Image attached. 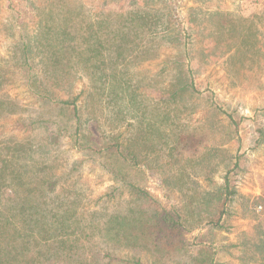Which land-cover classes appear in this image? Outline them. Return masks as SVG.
<instances>
[{"label":"rangeland","instance_id":"rangeland-1","mask_svg":"<svg viewBox=\"0 0 264 264\" xmlns=\"http://www.w3.org/2000/svg\"><path fill=\"white\" fill-rule=\"evenodd\" d=\"M71 1L82 12L71 14L77 32L75 40L66 42L68 51L75 45L81 51L87 45L97 50L89 67L105 62L108 75L115 71L118 80L129 81L149 118L154 98L175 93L178 84H195L198 92L182 95L185 106H179V118L170 123L204 135L207 151L227 140L219 150L223 152H212L207 162L226 160L210 174L212 180L197 176L198 169L192 171L187 163L180 182L185 186L180 189L169 181L163 189L161 170H150L156 165L152 150L157 137L141 125V112L136 122L127 119L125 111L116 117L109 90L97 82L105 71L94 75L78 65L76 74L55 82L47 73L52 50L38 49L46 32L37 8L26 0H0V264H178V255L157 260L152 251L129 244L136 231L132 212L139 217L151 214L154 205L134 201L127 190L113 199L108 196L118 185L98 143L113 137L139 155L146 170L143 185L158 204L180 207L191 218L212 209L209 200L202 199L222 181L224 163L241 155L244 169L236 184L240 196L229 218L233 227L229 233L216 231L214 241L237 243L255 220L264 223V144L255 147L256 130L264 128V3ZM220 11L235 17L210 16ZM257 15L260 18L254 19ZM146 16L152 17L147 24ZM128 19L134 22L129 25ZM116 23L127 28L119 29ZM219 23L226 25L225 31L218 29ZM82 62L78 58L74 64ZM75 97L77 126L72 107L61 110L59 103ZM122 102L127 104L125 98ZM227 115L238 124L235 136ZM86 137H92L93 144ZM246 199L255 210L253 220L241 216ZM195 209L204 210L192 212ZM126 221L132 229L118 227ZM222 258L240 264L225 254Z\"/></svg>","mask_w":264,"mask_h":264},{"label":"trees","instance_id":"trees-1","mask_svg":"<svg viewBox=\"0 0 264 264\" xmlns=\"http://www.w3.org/2000/svg\"><path fill=\"white\" fill-rule=\"evenodd\" d=\"M26 1L32 7L34 5L37 8L38 16L41 19L40 25L45 30L44 33L46 32L44 38L39 41L38 49H42L43 52L52 50L50 58L48 57L47 60L49 63L47 66L49 77H52L55 82L66 80L67 75L77 73L76 69H79L78 65H81L82 70L90 72V74L96 75L97 72L104 73L105 70L103 71V68L107 67L105 62L101 61L89 67L93 55L98 52L97 50H91L87 45L81 51L75 45L74 47H70V52L68 51L66 42L70 38L75 40L74 33L77 32L74 31L75 26L71 21V14H81L82 10L80 7L76 6L71 0H39V6L35 4L36 0ZM129 1L131 4L144 1L150 5L151 3H162L163 0ZM110 2L117 3L116 0H109ZM252 3H257V5L260 3L262 6L264 0H253ZM61 14L63 17H61ZM151 18V16H146L145 23L147 24ZM220 18H222L221 15ZM255 18L258 19L260 17L257 15ZM133 22L131 19H128L129 25ZM116 24L119 29L120 27L127 28L122 23ZM218 29L225 31L226 25L219 23ZM89 34H92V32ZM255 35L252 36L253 39H255ZM81 37L84 38L83 35ZM92 38H97L98 40L97 35L92 36ZM78 58H82L83 62L81 64H74V61ZM117 77L119 76L115 71L110 75L105 71L104 75H100L97 78V82L102 86L101 89L109 90L108 94L112 97V101L110 100V102L115 106L114 108H117L116 117L119 118L125 111V116L127 114L129 116L127 119L136 122V119H138L137 113L141 112L139 116L141 125L148 126L147 132L151 128L155 138L157 137V143H155L152 150L157 157L156 165L155 168L150 167V170L157 174H160L159 170H161L158 179L161 181L163 189L167 187L169 181L171 185L180 189L185 186L180 184L186 172L183 170L185 164L187 169L188 164L191 165L189 169L192 168V171L198 169V173L200 174H197V176L203 177L206 175L207 180H212L210 174L218 172L220 165L226 159L214 163L207 161L213 153H218L227 144V140L215 143L214 146L208 147L209 150L207 151L204 135L194 130L188 131L187 128L180 129V125L170 123L179 118V109L183 108L179 106H182L181 104L185 106L182 95L189 92V90L192 93H197L198 88L196 85L192 82L178 84L176 85L177 89L175 93H170L163 99L161 97L160 99L154 98L151 117L149 118L147 117V113H144L141 108L142 103H138V95L132 90L130 82L125 79L118 80ZM109 78H112V81H105ZM101 94L104 93H97L98 96ZM122 98L127 100V104L124 106H122ZM76 100L77 97L72 99V101H60L59 103H61V110H65V107H72L77 126L80 122V117ZM160 103L164 105H160ZM163 109L164 111H162ZM231 118L232 115L226 116L227 122L232 125L230 129L233 128V125L235 126L234 133H232L235 136L238 133V124ZM78 129L80 127H76V130ZM86 139L89 144H93L92 141L94 140H92V137H86ZM260 144H264V128L256 130L255 147ZM98 146L99 152L109 161L110 168L108 170L118 185L113 190V193L108 196L113 199L115 198L114 195L120 191V194H123L127 190L125 194L128 193L136 197L137 200L134 201H140L139 203L148 202L154 205V208L151 209V214L143 213L139 217L140 214L132 212V222L136 224V231L133 236L131 235L130 239L133 238L134 240L129 242V244H135L139 248L142 246V249L152 251L157 260L178 255L180 257L178 264H230L222 258L223 254L234 259L236 258L240 264H264V223L262 221L255 220L256 224L251 227V230L240 233L237 243H222L220 245L217 241H214L216 231L229 233L233 227L229 218L236 213L234 212V204L240 196L236 189V184L237 176L244 169L243 157L241 155L236 154L232 156V160L229 159L228 163H224L222 181L213 184L212 193L204 196L202 199L209 200V204H212V209L206 212L204 216L199 215L196 218L192 216L191 218L180 207L159 205L158 201L145 189L143 182L146 178V170L141 167L139 155L131 147L126 148L119 144L117 137L110 138L108 143H98ZM178 165L183 166L176 168ZM186 179H190L188 173H186ZM197 183L199 184L198 181L195 184L197 185ZM251 208L246 199L241 216L243 215L244 218L250 220L255 219L257 217L254 215L255 210ZM195 210L192 212L202 213L204 209ZM250 215L254 217H250ZM115 218L118 219L119 217L115 216ZM117 224L119 225L118 227L121 226L124 229L132 227L127 221ZM232 249H234V252ZM140 262L138 260L136 264H140Z\"/></svg>","mask_w":264,"mask_h":264},{"label":"crops","instance_id":"crops-1","mask_svg":"<svg viewBox=\"0 0 264 264\" xmlns=\"http://www.w3.org/2000/svg\"><path fill=\"white\" fill-rule=\"evenodd\" d=\"M235 3L237 4H241V3H246L248 2L249 5H252L253 0H233ZM255 5H257V3H255ZM230 11H220V12H216L213 13L211 16L214 17L215 15L219 16V13H221V16H225V17H235V15L233 13H227ZM233 12V11H232ZM210 15V14H209Z\"/></svg>","mask_w":264,"mask_h":264}]
</instances>
